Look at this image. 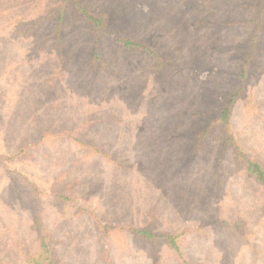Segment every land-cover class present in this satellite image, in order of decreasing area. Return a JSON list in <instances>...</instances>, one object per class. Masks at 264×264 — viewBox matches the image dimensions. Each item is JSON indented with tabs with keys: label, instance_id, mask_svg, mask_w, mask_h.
Wrapping results in <instances>:
<instances>
[{
	"label": "rangeland",
	"instance_id": "374dc122",
	"mask_svg": "<svg viewBox=\"0 0 264 264\" xmlns=\"http://www.w3.org/2000/svg\"><path fill=\"white\" fill-rule=\"evenodd\" d=\"M259 2L0 0V264H264Z\"/></svg>",
	"mask_w": 264,
	"mask_h": 264
},
{
	"label": "trees",
	"instance_id": "16d2710c",
	"mask_svg": "<svg viewBox=\"0 0 264 264\" xmlns=\"http://www.w3.org/2000/svg\"><path fill=\"white\" fill-rule=\"evenodd\" d=\"M258 5H259L260 12L264 14V0H260ZM85 12H86L87 18L89 19V21L91 22V24L94 26L95 29L100 28V25H106L107 20H104L103 18L105 17L104 15L102 14L95 15L88 10H86ZM260 19L262 20L263 18H260ZM37 21L38 22H36V24H40L41 26H44V27L46 26L48 28L52 24L56 32L60 34L63 23H64V7L62 5H54L49 11H47L44 14L43 17H41ZM109 34H111V32ZM256 36L257 34L254 35V38L252 40V52L248 54V60L255 53V45L257 44ZM116 40L120 41L126 48H140V49H143L145 52H147V54L152 56L154 59H160L157 53V50H155V48L150 46L146 41L138 40L135 38H124V37H119V36L116 37ZM96 56H98L97 53H96ZM241 75H240L241 77L240 88H244L245 73L242 72ZM234 99L235 98L232 96L231 99L227 103H225V105L221 108L217 116V119L222 124H224L226 128L227 126L229 127V124L231 123L230 120H231V113H232V104L234 102ZM224 125H223V129H224ZM205 132H206L205 130L202 131L203 134ZM202 133L198 135L199 138L202 135ZM223 140L226 143L230 142L232 145L235 144V140L232 135L228 134L227 136L225 134ZM236 150L238 151V157H240V159L244 161L248 172L252 176H254V178L259 182V184L261 185L264 191V164L256 160L252 156H250L243 149L241 148L239 149L238 145H236ZM115 227L117 228V226ZM142 231L146 235L152 236L150 232L146 230H142ZM44 234L41 236V239H40L41 249L39 250L37 254H34V256H32L28 260L29 264H58L55 260L56 259L55 255L53 254V251L47 242V237ZM167 239L176 248V250H179V246L177 244L176 237L174 235L168 236Z\"/></svg>",
	"mask_w": 264,
	"mask_h": 264
}]
</instances>
